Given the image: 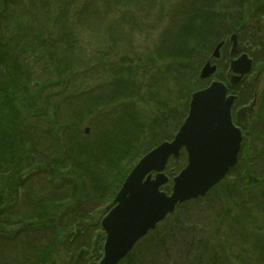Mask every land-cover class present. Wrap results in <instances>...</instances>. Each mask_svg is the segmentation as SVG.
<instances>
[{
	"label": "rangeland",
	"instance_id": "1",
	"mask_svg": "<svg viewBox=\"0 0 264 264\" xmlns=\"http://www.w3.org/2000/svg\"><path fill=\"white\" fill-rule=\"evenodd\" d=\"M75 1L73 4L74 0H7L6 5L0 2V36L3 39L0 44L6 47L11 44L12 47H16V53L24 61L23 64L20 59V66L26 70L21 78L23 81L21 87H13L11 90L10 97L13 101L14 115L4 108L0 91V131L13 124L17 125V129L23 136L16 140L14 149H24L30 160L32 153H35L33 148L36 142L37 146L44 147L50 140L55 145L53 139L57 142L56 148H66L73 144L75 151L77 149L76 152L81 151L84 143L94 146V143H99V141L108 143L112 148H120L115 135L121 127L127 126L130 138L133 139L132 149H134L123 153L124 158L119 163L113 164L110 171L105 172L110 176V182L113 183L114 188L109 187L108 193L104 191L107 195L101 200L94 198L88 207L91 209V206L95 205L92 211L86 209L87 212L81 218H76L78 222L68 227L65 239L74 226L78 228L71 244L67 239L68 244L65 246L60 247L62 241L55 243L54 246L51 245L50 253L55 261L54 264L67 263L72 259L69 256L72 252L78 254L83 248L87 249L88 257L86 256L79 263L72 262V264H100L105 258L103 248L105 238L101 242L100 252L95 254L92 249L95 233L102 229L100 227L102 220L109 213L108 208L113 206V201L119 195L124 179L145 154L152 151L154 147L161 146L165 141L174 139L173 134L179 128L177 126L179 120L185 118L182 109L186 105L185 95L189 90L188 86L194 83H199L198 85L209 83V79H204V81L200 79L202 69H204L202 67L205 62L209 61L206 58L213 57L214 48L218 47L224 39H229L230 35L227 31L223 32L221 28L215 26L217 30L215 45L212 44V38H206L189 47L191 37H187V28L191 25L186 24V18H184L186 6L191 4L195 11H200V13L202 11L205 22L199 24V27L204 29V25L208 27L210 19L221 13L222 7L219 4L209 14L208 10L199 6L198 0H185L182 8H177V13L172 14L171 8H168L169 0H131L129 5L126 3L127 0H123L121 4L130 20L127 18L124 20L125 30L112 26L109 31L107 28L101 29L104 22L97 13L99 2L96 1L98 0ZM134 1H139L140 5L135 6ZM199 1L203 6V0ZM94 2H96L95 8L93 7ZM171 2L172 6L180 7L182 0ZM106 8L107 5L103 10ZM118 17L123 19L121 15ZM131 25L136 32L129 31ZM160 32L170 33L173 41L167 44L173 42L174 47L181 50L182 54L175 53L174 58L172 56L162 57L165 67L161 65L153 72L154 74L151 73L152 75L144 74V70L141 71V69L139 73H134V68L128 65L125 67L126 62L118 57V51L123 50L109 48L106 45L110 44L109 42L115 36L118 41L122 42L118 47L123 44L127 57L132 55L131 57L146 67L149 65L148 59H156V57L160 59L161 52L164 51L163 45L158 46L160 38L156 39ZM192 36L191 39L198 38ZM22 42L24 44L20 46ZM247 46L250 47V45ZM182 47L187 51L191 50V57L196 59L194 65L198 73L194 83L192 82L193 76L185 71ZM219 49L221 54L230 57L231 46L221 43ZM256 49L260 50L261 47L257 45ZM246 53L239 50L233 59L236 60ZM257 55L253 65L254 70L246 79L245 87L239 86L237 81L230 88L231 78L234 76L236 80L240 74H235L230 70L229 65L228 68H223L226 71L221 68L217 69L219 70L217 74L221 75L219 78L222 80L218 77L215 79L227 87L230 95L236 96L231 112L232 122L240 127L244 137L243 146L238 155L239 161L234 170L244 175L242 176L244 179L239 181L232 178L231 184L227 179L224 180L199 205L182 204L175 213L169 214L166 220L159 222L157 227L148 232L144 239L138 241L135 248L118 264L124 261L131 264H143L145 261L144 264H204V260L209 256L204 251H209L210 255L214 251H220L215 249L220 247L218 244L223 230L228 232L225 238H236L235 232L239 233L238 245L244 239L245 236H242L241 227L237 221L238 217L235 220L236 223H233V226L237 228L224 223L230 221L232 224V217L239 211V205L242 202L245 208L249 205L248 201L253 203L255 200L256 205L264 210V50L258 52ZM176 64L178 66L174 69L173 66ZM187 67L189 68L190 65L187 64ZM207 67H211L210 64ZM3 74L2 71L1 75ZM176 89L179 90L178 94L181 97L184 96L177 102L175 101ZM230 90L237 94H233ZM256 93L258 103L256 107H253L252 102ZM110 96L119 97L120 101L117 100L114 106L113 98L109 102ZM124 105L125 108H123ZM246 107L248 108L243 111ZM163 108L170 109V112L166 121L162 122L159 116L154 117V115L161 113ZM253 110L255 113L251 116L249 111L253 113ZM239 111L244 116L242 124L237 123L236 115ZM66 124L68 125L66 129L61 128ZM54 135L57 137L53 138ZM127 138L126 136L121 137V140L125 141ZM115 149L113 148L112 151L116 152ZM257 150L263 151L261 156L258 155ZM107 151H109L108 147ZM95 156L100 157V153H96ZM109 157H112L110 151ZM168 162V167L173 172L180 171L179 168L185 164L180 158L176 159V162H171V159ZM5 166L6 170L10 167ZM24 174L26 175V172ZM17 176L19 175L15 177ZM256 179L260 182H255ZM30 180L25 186L19 185L18 198L20 200H18L16 210L9 212L12 223L7 226L1 225V231L4 229L13 233L12 230L17 228L12 224L19 216L24 215L23 211H27L31 201H34L31 200L30 194L37 189L34 185L35 176ZM84 189L91 192L90 195H94V183L85 185ZM162 190L164 191L165 187ZM43 191L46 190H42L44 199L55 198L53 194L49 197L50 193ZM60 191L55 200L59 201L66 197L62 194L63 190ZM36 194L35 192V200H37ZM96 200L100 202L97 203ZM210 207H213V211ZM29 209L34 210L35 208L30 207ZM221 212H223L220 217L221 223L212 226L213 214ZM246 214L250 220L248 225L255 221L253 228L258 227L264 219V212L261 216L255 211ZM239 219L243 221L241 217ZM206 235L207 241L205 240ZM18 237L17 235L11 240L6 239L8 241L6 250L4 254L0 252L3 263H7V259L10 261L14 258L25 262L29 259L28 256H32V252H35L30 242H28L30 243L28 247L21 243L13 244L16 243L15 240ZM241 244L243 247L239 249V252L242 253V262L231 259V264H247L245 261L251 264H264V244L258 249L256 247L253 249L248 238H245ZM55 245L60 248L55 249ZM163 245L167 248L161 261L155 257V254ZM76 258L77 256L74 257ZM207 260L206 263H209ZM214 262L217 263V260H213L212 264Z\"/></svg>",
	"mask_w": 264,
	"mask_h": 264
},
{
	"label": "trees",
	"instance_id": "2",
	"mask_svg": "<svg viewBox=\"0 0 264 264\" xmlns=\"http://www.w3.org/2000/svg\"><path fill=\"white\" fill-rule=\"evenodd\" d=\"M122 1L123 0L96 1L99 2L97 6V13L102 17L104 22V26H101V29L103 28L105 30V28H107L109 29V31H111L112 26H114L120 30H125L126 23L124 20H126V18L130 20V18L127 16L126 10H124L121 4ZM0 2H2L3 5H6L7 0H0ZM75 2L76 1L74 0L73 4ZM96 2H94L93 5L94 8ZM184 2L185 0H182V4ZM126 3L128 5L131 4V0H127ZM202 3L203 6L198 0L199 6H201L204 10H208L209 14H211L212 9L217 4H219L222 7L221 13L220 14L218 13L216 15L217 20L219 19V23L215 24V18H212L208 22V27H205V25H204V29L202 27H199V24L205 22V18L203 19L202 17V11L201 13L200 11L199 12L195 11L194 8L191 6V4L186 6V8L184 9V18H186V24L191 25L189 28H187L188 29L187 37L192 38L193 37L192 35L198 37L197 39L189 38L190 39L189 47H192L195 43H198L206 38H212L213 39L212 41L214 43L215 41L214 37L217 34L216 33L217 30L215 29V26L218 27L219 24L221 23L224 24L227 22L223 20L221 14L224 10H229V8L232 7L231 4L229 3L227 4L225 0H217V2L216 0H203ZM69 4L71 5V2H69ZM249 4L250 5L248 10L251 9V11L253 12H255L256 9L259 10L261 7H264V5H262L263 3H261L259 0H249ZM105 5H107V8L103 10ZM134 5L139 6L140 5L139 1H134ZM119 15L122 16L123 18L122 20L118 17ZM222 20L223 22H221ZM245 20H249L248 24L250 25L254 24L253 17H247ZM223 24H221L220 27H223L222 26ZM107 25L108 26L110 25V27H107ZM129 31L136 32L132 25H131V30ZM169 34L170 33L164 34L160 32L159 36L156 39L160 38L159 40L160 43L158 44V46L160 47L163 45L164 51L161 52L160 59H158L157 57L156 59L155 58L148 59L149 65H146V67H144L143 64L138 63V61L134 59V57H131L132 55L128 56L129 59H127L128 57L125 53V49H123V44L120 47H118L119 44H121L122 42L118 41V39L115 38V36L109 42L110 44H106V45H108L109 48H113V49L117 48L123 50L122 52L118 51L119 53L118 57L123 58L124 62H126L124 63L125 67L128 65L132 69L134 68L133 69L134 73H139L141 69V71L144 70L143 72L144 74L150 75L155 70H158V67H161V65H164L165 67L162 57L172 56L174 58L175 53L182 54L181 50L174 47L175 45L173 42L167 44L168 42L173 41L171 35ZM1 40L3 39L0 36V41ZM23 44L24 42H22L20 46H23ZM16 49L17 48L12 47L11 44L9 45V47L0 44V91L2 92L1 101L4 104L5 106L4 108L6 109V111L10 112L11 115H14L13 101L12 98L10 97V94L12 92L11 90L13 89V87H17V88L21 87V85L23 84L21 78L23 77L24 72L26 71L24 68H21L20 66L21 65L20 59L23 64L24 61L21 57L18 56V54L16 53ZM18 49L21 50L20 48ZM182 50L184 54L183 63H184L185 71L188 72L190 76H193L192 82L194 83V80L196 79L198 73L194 65V63H196L195 61L196 59H193L191 57L190 54L191 50L187 51L185 50L184 47H182ZM187 64L190 65L189 68L187 67ZM177 66L178 65L176 64L175 66H173V68L176 69ZM2 71L4 73L3 75H1ZM198 84L199 83H194L188 86L189 90L185 95L186 97V103H185L186 105L184 107L185 110L182 109V111H184L183 115L185 116L186 113L188 112V108L190 105L189 102L194 91L197 89L205 88V86L208 85V84L205 85H198ZM246 85H247L246 80H244L241 84H239V86H244V87ZM175 91H176L175 101L177 102L180 99L182 100L184 96L181 97L178 94L179 93L178 89H176ZM110 98L111 99H109V102H111L113 98V105L115 106L118 102L117 100H119L118 99L119 97L117 98L116 96H110ZM123 108H125V105ZM169 110L167 108H163V111L161 113H157L158 115L155 114L154 117L159 116L162 122L166 121V119L169 117V112H170ZM122 111H126V110L122 109ZM183 120L184 118H181L179 120L177 125L178 127H180V124ZM17 127H18L17 125L15 126V124H13L10 127L3 128L4 130L0 131V228L1 225L3 226L11 225L12 222L10 220L9 212H14L16 210L18 200H20V198H18V188H20L19 185L25 186L26 183L33 176H35L34 185L37 187L35 191L37 193L36 194L37 200H35V192L31 193L30 198L31 200L34 201H31L27 211L25 210L23 211L24 215L19 216L16 219V221L12 224L17 228L15 230H12L15 233L14 235H11L9 233L11 232L10 230H4V229H2V231L0 230V252L4 254L6 250L8 244V241H6V239L11 240L13 239L14 236L17 237V235L18 236L21 235V237H18L17 240H15L16 243L13 244L18 245V243H21L22 245L28 247V244L32 243L31 247L35 252H32L33 255L32 256L29 255L28 256L29 259L26 260L25 262L23 260H20L19 258L18 259L14 258L11 259L10 261L7 259V263L5 262L3 263V260L0 258V264H42L43 261L44 264H54L55 261H53L51 256L52 253H50V251H52L51 245L54 246L55 243H61V241L63 243L60 244V247L68 244L67 239H65L64 237L68 227H70L71 224L77 223L78 221H76V218H81V216H83L89 210L88 209L87 211H85L91 200H93L96 197L98 199L104 198L105 195L103 192L104 191L106 192L108 188L111 186L112 188H114L113 183L110 182L111 181L110 176H108L105 172L110 171L113 164H115L116 162L119 163L122 160V158H124L123 153L125 154L126 151L127 152L131 151L132 145H134L133 139L130 138L131 136L127 126H123L121 127L120 130H118V133L115 135L116 139L118 140L117 145L120 146V148L113 147L114 149L116 148L115 149L116 152L112 151L113 148L111 145L104 142L106 144L105 145L101 141H99V143L97 142L94 143V146H90L89 143H84L83 148L80 149L81 150L80 152L79 151L76 152L77 149L75 151V147L73 146V144H70V147H66V148L64 147L56 148L55 145L57 144V142H55L54 139L53 141L55 145L51 143L50 140H48L46 142L47 144L44 147L37 146L38 143L36 142L35 148H33L35 153H32V156H30V160H28V155L27 153H25L26 151H24V149L22 150L14 149L16 145L15 144L16 140L23 136V134L21 133L20 130L17 129ZM67 127L68 125L66 124L61 128L66 129ZM178 129L179 128H177V130ZM174 135L175 134H173V136ZM125 136L128 137L127 140L122 141L121 137H125ZM56 137L57 135L56 136L54 135L53 138ZM106 146L109 148L110 153H112V157H109V151H107ZM98 152L100 153V157L95 156L96 153ZM256 152L258 153V155L261 156L263 151L257 150ZM120 153L121 156H119ZM181 155L182 156L180 157V159L184 161L186 164L187 161L186 154L183 152ZM5 165L10 166L8 170L5 169L6 168ZM183 167L184 165L179 168L180 171L182 170ZM166 170H167V175L170 177V179H173L176 176V174L180 172V171L173 172L170 169V167H168ZM22 172L24 173L26 172V175ZM235 173L237 175H235ZM17 174L19 176H17L16 178L15 176ZM242 176L244 175L242 174L240 175V172L237 173L236 170H233L227 179L228 183L231 184L230 181L232 178H236L239 181H241L242 179H244V177ZM93 179H95V181H92ZM85 181L86 183H84ZM255 182H260V181L256 179ZM91 183H94V187H95V190L93 191L94 195H90L91 192L84 189L85 185ZM43 187L45 189H42ZM61 189L63 190L62 194L66 197L64 199H59V201L55 200V198H58L57 194L58 192H61L60 191ZM42 190H46L43 192H49L50 193L48 195L49 197H51V194H53L55 198L44 199V197L42 196ZM209 196L210 194L205 198H201L196 201H190L188 203L199 205V203L204 202V200H206ZM243 203L244 202H242L239 205L240 209H238L239 211L235 213L237 214V216L235 217V214L233 215L232 224L230 221H225L224 223H229L231 227H236L233 226V223H236L235 220L238 217L237 221L239 222L241 227L240 231L242 233V236H245L244 239L241 241V243L244 242L245 238H248L252 243L253 249L255 247L258 249L262 246V244H264V219L260 222V225L258 227L253 228L255 221L250 222L248 225V222L250 220L247 218L246 213L255 211L259 213V216H261L264 210L256 205L255 200L253 201V203L248 201L249 205L245 208H243ZM30 207L35 209L30 210L29 209ZM210 210L213 211V207H210ZM222 213L223 212L218 214L212 213L214 215L213 216L214 219L212 220V226L221 223L220 217ZM239 217L242 218L243 220L242 222L239 219ZM247 225H248V229H247ZM222 232L223 235L222 238L219 240V244H218V247L219 246L220 247L215 249L220 251H214V253H212L211 255L210 253H208L209 251H204L205 253H207V255H209L208 258L204 260V264H212L213 260H217V263L214 262L213 264H220V263L231 264L232 263L231 259L233 260L235 259L239 262H242L241 261L242 253L239 252V249L243 247V244L241 243L240 245L237 244L238 241L237 236L239 235V233L235 232L236 238L234 237L225 238L224 236L228 234V232L226 230H223ZM205 240L207 241V235L205 236ZM207 244H212V243H207ZM58 247H59L58 245H55V249ZM166 248L167 246L164 245L161 248H158L155 257L162 261V257H163L162 255ZM69 256H71L72 259L65 264H72V262L79 263V261L74 259L75 254ZM224 258H227V260H223ZM206 260L209 263H206ZM145 262H143V264ZM125 263L126 261H124L122 264ZM245 263L251 264L248 263L247 261H245ZM126 264H131V263H126Z\"/></svg>",
	"mask_w": 264,
	"mask_h": 264
},
{
	"label": "water",
	"instance_id": "3",
	"mask_svg": "<svg viewBox=\"0 0 264 264\" xmlns=\"http://www.w3.org/2000/svg\"><path fill=\"white\" fill-rule=\"evenodd\" d=\"M212 73L213 69L205 68L202 76ZM226 96V89L216 83L205 91L196 92L189 117L175 141L155 148L133 169L116 199L120 205L103 221L109 238L101 264H118L136 242L173 213L178 204L205 196L237 164L242 134L232 123L234 97L226 99ZM182 147L187 148L189 163L175 179L174 193L169 196L160 192L167 178L158 174L152 180L151 172H163L168 158L176 157ZM100 237L101 234L95 241V252Z\"/></svg>",
	"mask_w": 264,
	"mask_h": 264
},
{
	"label": "flooded vegetation",
	"instance_id": "4",
	"mask_svg": "<svg viewBox=\"0 0 264 264\" xmlns=\"http://www.w3.org/2000/svg\"><path fill=\"white\" fill-rule=\"evenodd\" d=\"M262 5H264V0H259ZM225 2L228 4H231V8L229 10H224L221 14L223 17V20L227 21V25L224 26L223 32H235L237 36H239L240 32H242L245 28V24L249 23V20H245L247 17H253L254 19H259L263 18L264 19V7H261L259 10H255V12L251 11V9L248 10L249 8V0H225ZM233 3V4H232ZM219 20V19H218ZM223 20L221 22H223ZM245 20V21H243ZM218 23L217 21H215ZM253 28L255 25H251ZM251 28V29H253ZM262 27L259 26V29ZM264 30V29H263ZM253 32V30H251ZM264 36V33L261 34ZM248 37V33L241 35V37ZM219 63H223V59L219 60Z\"/></svg>",
	"mask_w": 264,
	"mask_h": 264
},
{
	"label": "bare ground",
	"instance_id": "5",
	"mask_svg": "<svg viewBox=\"0 0 264 264\" xmlns=\"http://www.w3.org/2000/svg\"><path fill=\"white\" fill-rule=\"evenodd\" d=\"M116 175V174H115Z\"/></svg>",
	"mask_w": 264,
	"mask_h": 264
}]
</instances>
